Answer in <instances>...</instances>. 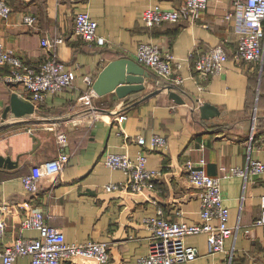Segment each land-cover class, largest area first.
<instances>
[{
  "label": "crops",
  "instance_id": "1",
  "mask_svg": "<svg viewBox=\"0 0 264 264\" xmlns=\"http://www.w3.org/2000/svg\"><path fill=\"white\" fill-rule=\"evenodd\" d=\"M7 1L11 12L0 18L2 44L36 65L47 55L41 39L58 38L56 56L73 81L47 94L33 114L16 117L7 112L3 117L11 93L24 98V88L0 79V155L12 164H0V219L5 225L0 246L17 237L38 236L37 230L21 227L25 210L33 207L48 213V223L67 242H105L110 253L105 264H137L148 251L150 230L144 217L161 209L167 219L199 221L198 189L189 182L182 164L202 157L206 172L221 176L228 223L236 229L226 238L224 251L213 254L207 251L205 234L185 237V244L197 247L199 255L182 264H222L226 254L232 256L233 264H264V234L255 225L262 212L264 171L244 178L223 176L221 169L244 167L250 158L264 164V59L259 63L234 57L242 29L234 4L237 0H207L196 23L165 22L153 27L145 26L143 10L157 4L173 8L184 0ZM79 11H87L97 22V34L106 39L105 45L89 43L75 33L73 16ZM25 14L36 17L34 25L23 22ZM140 42L170 51L180 62L176 73L181 82L165 83L142 65L151 76L144 89L122 98H116L114 91L96 95L92 84L103 67L119 57L136 61ZM216 45L228 54L221 70L203 80L196 78L193 62L197 53ZM166 84L174 85L172 90L183 102L168 96L161 88ZM90 102L100 111V118L81 121ZM202 103L218 113L201 117L198 106ZM117 113H125L126 119L116 122ZM60 134L66 138L64 147L58 143ZM155 134L165 136L167 144L147 151L146 167L160 171L154 187L139 192L105 190L107 184L125 180L120 169L103 163L105 153H126L134 160L140 147L137 136H144L149 144ZM62 150L69 155L67 165L59 173L42 175L38 192L28 193L22 176L32 165ZM14 264L32 263L29 256H19ZM75 264L87 263L76 258Z\"/></svg>",
  "mask_w": 264,
  "mask_h": 264
},
{
  "label": "built area",
  "instance_id": "2",
  "mask_svg": "<svg viewBox=\"0 0 264 264\" xmlns=\"http://www.w3.org/2000/svg\"><path fill=\"white\" fill-rule=\"evenodd\" d=\"M75 1V0H69ZM236 13L239 15L242 29L235 47L234 57L250 62H262L264 59V0L234 1ZM207 7V0H184L177 7L164 8L159 4L143 10L142 20L147 27L165 22L196 23L202 11ZM11 7L7 0H0V18H7ZM23 22L34 25L36 17L25 14ZM74 31L83 40L97 46L106 44V39L97 34V22L87 11L76 12L73 16ZM58 38L41 39V46L47 55L38 64H28L22 57L7 49L0 41V79L9 83L22 84L24 98L31 101L35 108L44 101L47 94H55L70 86L73 77L66 69L65 63L56 56L55 46ZM228 54L222 45L212 46L197 53L193 62L194 76L202 80L218 73ZM135 60L150 68L165 83L181 82L177 70L180 62L170 51H165L158 44L140 42L136 48ZM6 69V72L3 71ZM90 81L89 78H86ZM94 92V91H93ZM86 113L81 121H95L100 118V111L91 102L87 104ZM125 113L115 114L114 120L122 122ZM139 151L134 160L126 153L107 152L103 163L109 167L120 169L125 180L122 184H107L104 189L126 188L132 192L153 188L154 179L159 170L146 167L147 151L159 150L166 146V137L155 134L147 144L144 136L136 138ZM61 147L66 146L63 134L58 136ZM69 155L60 151L54 158L43 163L32 165L30 172L22 176L25 190L30 194L38 192V180L44 174L59 173L67 165ZM204 158L186 160L182 164L183 172L189 182L198 189L200 199L199 221L188 223L181 220L167 219L161 209L154 216H146L143 223L150 230L148 251L137 259V264H182L194 260L199 251L195 246H187L185 237L203 233L206 235L208 253L224 251V242L231 236L235 227L228 223V209L223 202L220 188V177L209 175L205 170ZM223 176L240 175L246 178L249 174L264 171V164L257 158H250L246 166L221 168ZM261 216L255 225L262 227L264 234V195L260 198ZM48 213L36 208H27L21 219V227L35 229L37 237H17L10 243L0 246V264H14L19 256H29L32 264H75L81 258L87 264H105L110 253L105 242L87 240L82 243L67 242L63 233L48 223ZM5 233V225L0 219V238ZM222 264H231L232 256L226 254Z\"/></svg>",
  "mask_w": 264,
  "mask_h": 264
},
{
  "label": "water",
  "instance_id": "3",
  "mask_svg": "<svg viewBox=\"0 0 264 264\" xmlns=\"http://www.w3.org/2000/svg\"><path fill=\"white\" fill-rule=\"evenodd\" d=\"M149 78L151 76L145 67L128 57H119L111 60L103 67L92 84V90L99 96L114 91L116 98H122L132 92L144 89V82ZM173 87V84H166L161 88H165L168 96L175 102H183L179 94L172 90ZM198 108L203 118L213 117L218 113L215 107L207 103L200 104ZM35 110L36 108L31 101L19 96L16 92H12L3 117H6L7 112H11L16 117H21L33 114ZM0 164L12 165L9 159L4 158L2 155H0Z\"/></svg>",
  "mask_w": 264,
  "mask_h": 264
},
{
  "label": "trees",
  "instance_id": "4",
  "mask_svg": "<svg viewBox=\"0 0 264 264\" xmlns=\"http://www.w3.org/2000/svg\"><path fill=\"white\" fill-rule=\"evenodd\" d=\"M231 264H233L232 260H231Z\"/></svg>",
  "mask_w": 264,
  "mask_h": 264
}]
</instances>
